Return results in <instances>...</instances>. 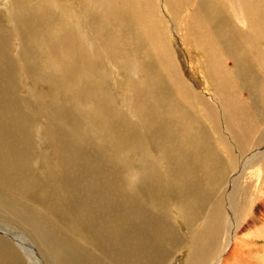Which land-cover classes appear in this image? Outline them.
<instances>
[{"label":"bare ground","instance_id":"bare-ground-1","mask_svg":"<svg viewBox=\"0 0 264 264\" xmlns=\"http://www.w3.org/2000/svg\"><path fill=\"white\" fill-rule=\"evenodd\" d=\"M233 1L197 0L181 18V0H159L161 18L155 0H94L65 18L57 0L4 1L11 26L0 18V211L55 250L52 264H170L182 249L184 264H248L264 249L255 237L235 242L262 213L249 215L264 190V90L249 106L219 53L237 52L243 73L260 67L264 46L254 39H264V0ZM159 21L172 23L176 47L189 52L190 78L171 63ZM117 39L138 81L124 83L121 96L107 83L120 76L107 50ZM14 41L29 98L19 93ZM35 121L47 147H37ZM137 155L136 166L126 163ZM128 170L135 176L126 187ZM10 236L18 249L0 240V264H28L32 243Z\"/></svg>","mask_w":264,"mask_h":264},{"label":"rangeland","instance_id":"rangeland-1","mask_svg":"<svg viewBox=\"0 0 264 264\" xmlns=\"http://www.w3.org/2000/svg\"><path fill=\"white\" fill-rule=\"evenodd\" d=\"M4 1L5 0H0V13H1L0 14V18L2 17L1 19L4 20L5 26L10 27L11 25L8 23V21H7L8 17L6 16L7 12L4 10L5 9L4 8V4H5ZM34 1H36V0H27V2H29V3H32ZM57 1H60L62 3V4L60 3L59 6H61V8H63V10H64L65 16L63 18L67 17V14L69 12L73 11V10H74V13L78 12V11L81 12V13H84L85 7L86 8H91L92 4L94 3V0H57ZM196 1L197 0H181V4H182L181 6L182 7H181L179 15H178L179 18H181L183 16V14L186 13V9H187V13L191 12L192 10H194V8L197 7V4H196L197 2ZM225 2H226V0H225ZM235 2H236V0L233 1V3H235ZM8 3L9 2H7L6 8L10 7V5L8 6ZM153 3H154V1H153ZM160 3H159V0H155V7H156L155 8V14L157 13L156 15H157L158 18L162 17V12H161L162 7L160 9ZM193 3L195 4L194 6H193ZM227 5L229 6V4H227ZM65 6H67V8ZM184 6H186V7L183 8ZM70 9H71V11H70ZM164 9H166V7ZM56 13H57V15H60L59 10H56ZM80 16L82 17L83 15H80ZM137 18H139V19L141 18V20H139V19L136 20V18H135V23H137V26L138 27L140 26L139 28L142 29V31H146V26H145L143 18L142 17H137ZM66 20L70 21V17H68ZM159 26L162 29H164V26H165V29H164V34H165L164 44L166 45L167 48H169L171 63H173L175 61L173 64L175 65L177 71L179 73H182L186 77L190 78L191 77L189 75L190 74V66H191V63H192V61L190 60V54L185 48H183V46H179L178 45L179 47H176V44H175V42L176 43L177 42L180 43L179 34L176 31H172L173 30V28L171 27L172 23L169 22V21L167 23V26L162 21L160 22ZM170 27H171V29H170ZM166 28H168V30ZM113 33L116 34V35H118V33L120 34V32H118L116 29L113 30ZM171 33H172V35H171ZM169 34H170V36H169ZM117 40H116V43H114L116 46L114 45L115 47L114 46L113 47L117 49L116 53L117 52L118 53L117 54L115 53L116 55L114 56V49L111 46H109L107 48V50H108L109 53L112 54L110 59H112L113 61L115 60L114 64L117 63L116 65L119 67L118 69H119V72H120V76L118 74L117 75V79H112L111 76H108L107 77V80H108L107 83H108V85H110V86H108V89L112 93L114 92L113 94L121 96V93H122V91L125 90L124 87L126 86L124 83L132 82V83L136 84V82L138 83V81H137V78H136L135 74H132L133 72L131 71V69H132L131 65H132V63L134 61V57H133L132 53L122 46V42H120L119 40L117 41ZM171 41H173V42H171ZM254 43H256L259 46L262 45V47H263L264 46L263 45L264 44V39H260L259 37H257V38L254 39ZM117 45L118 46L120 45V47H123V48L117 47ZM121 49H123V50L121 51ZM17 50H18V44H17L16 41H14L10 53L13 56V59L15 60V63H16V70H15L16 76H17V70L19 71V74H18L20 76L19 84L22 87V89L19 91V93H20V95H22L24 97H28V95H29V87L28 86H29L30 83L22 76V73H20L21 72L20 66L19 67L17 66V65H20V60L18 59V54L16 53ZM126 50H127V52L128 51L129 52L127 53ZM171 50H173V51H171ZM201 50H203V49H201ZM189 51L192 53L193 58H195L196 60L200 59L201 53L197 50V48L193 47V48L189 49ZM201 52H202L203 55H205L204 51H201ZM222 52L223 51L219 50V53L222 56V58H221L222 63H225V65L226 64L228 65V66L226 65L229 68L228 71H229L230 75L232 74L231 84L233 86V90H235V93H237L238 90H239L238 95L240 96V98L244 99V101L248 102L249 106L252 103L257 104L256 100H255L256 99L255 98V92L257 91V94H258V92L262 89V87H263V90H264V84H263L264 83V61H260V64H259L260 67L258 68V66H256L255 69H252V72H250L247 68H244L246 72L243 73L242 68H241V70L239 69V71H238L240 63L238 65H235V63H234V61H235L234 60V57H235L234 55H237L238 53L237 52H234V53L231 52V54H229V53H222ZM253 52L250 55L253 56ZM129 58L131 60H129ZM204 59H206V58H203L202 62L204 61ZM40 62H41L40 64H42V65L44 64V61H40ZM126 62H129L130 65L127 64ZM127 65H129V66H127ZM261 68H263V69H261ZM206 70L209 71L207 67H206ZM248 75H249V79H248V77H245V76H248ZM195 81L197 83H199L197 81V78H195ZM113 82H115L117 84V86H113V84H112ZM210 84H211V88L209 90H207V91H209L211 94H213L214 90H213V86H212V81H211ZM35 85H37V84H35ZM39 86H38V88H35L36 89V93L42 89V85L40 84ZM201 90H202V85H201ZM203 90L206 92V89H203ZM33 98H34V96H33ZM251 99H252L253 102L251 101ZM122 105H121V108L125 109L126 105L125 106L124 105L122 106ZM262 119L264 120V118H262ZM262 126H263V124H262ZM41 131H42V123H40V121L39 122L35 121L34 124L31 126V132H32V134L35 137V142L37 143V147L38 148H42V147H47L48 146V144H46L44 142L45 140L42 137ZM39 136H41V137H39ZM39 145H40V147H39ZM148 155L149 154H147V157H148ZM243 155L244 154H241V157H243ZM137 157H138V155L134 156V157H132V156L131 157H127L126 158V163H128L130 166H132V165L136 166L135 160L137 159ZM155 157H156L155 155H149L148 158H150L154 162H157V161L159 162V157H156V158ZM230 163H231V166H232L233 163H234V160L232 162H230ZM30 164H31V166H33L35 168L38 165L37 161H35L34 159L31 161ZM134 176H135V173H133V170L126 171V174H124V176H123V182H124L126 187H127V185L129 186L131 184L132 180L134 179ZM263 189H264V186H263ZM5 191H7L9 193L13 192L14 195H16L17 199L22 201L21 199H23V198H21V196L16 194L15 191L8 190V189L5 190ZM258 207H261V209H262L261 216L259 218H257V220H255L251 225L246 226L245 229L241 230V228L244 227V226H241V228H240L241 231H239L240 232L239 234H241V237L240 236L236 237V241H235L236 244H242L243 243L242 239L243 238H248V236H249L250 238H254L255 237L257 239V241L255 240V238L254 239H250L251 241L246 239L248 242H252V243H256L257 242L258 243L257 246H259L261 248H264V190H262L261 195H259V199H257L256 202H254V205H253L249 215L250 216L253 215L256 212V210L258 209ZM34 208L39 210L38 205L35 206ZM2 213L3 212L0 211V240L3 239L4 241H7L8 243L10 242L9 244H11V245L13 244L18 249V247L12 241V239H13L12 236H10V235H13V236L17 235V237H19L20 239L27 240L30 243H32V245H33L32 247H33L34 250L32 249V247L29 248L30 261H28L29 262L28 264H52V261H53L52 254H53V252L55 250H53V252L52 251H46L44 248H42L43 247L42 245L39 246L40 245V242H39L40 240L37 239L38 237L33 234V230L29 229L25 223H22L23 220L20 219L21 217L19 218L15 214H12L13 215V217H12L8 213H6V215L9 216V217H7L3 213V215H5L7 217V218H5L2 215ZM168 214L172 215V214H174V212H170ZM257 215H258V213L255 216H257ZM49 219H51L53 221L55 230L57 229V227H59L62 230L61 232L65 233L67 235V237H72V234L67 230L66 226L62 225L61 222L58 221L55 217L49 216ZM184 230L186 231V229H184ZM184 230L181 232L182 234H184L183 233ZM4 232H5V234H3ZM6 232H8V233H6ZM23 243H25L24 245L27 246L26 242L23 241ZM80 243H82L83 246H84V243L82 241H80ZM92 251L96 252L95 249H93ZM19 252H20V250H19ZM245 252H246V250H245ZM245 252L243 253V255H245ZM178 253H177V255H175L173 257L172 262L170 264H184V262H186V259H187L188 253H189L188 250L187 249H182ZM26 258H28V257H26ZM237 258H238V256H237ZM246 258H247V256H246ZM247 260H248V262L247 261H245V262H247L248 264H264V249L255 250L249 256V258ZM240 263L243 264L242 262H240ZM231 264H236V260L233 263H231Z\"/></svg>","mask_w":264,"mask_h":264}]
</instances>
